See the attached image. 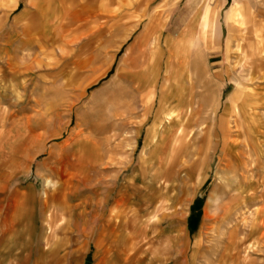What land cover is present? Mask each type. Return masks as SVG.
<instances>
[{"label":"rangeland","instance_id":"374dc122","mask_svg":"<svg viewBox=\"0 0 264 264\" xmlns=\"http://www.w3.org/2000/svg\"><path fill=\"white\" fill-rule=\"evenodd\" d=\"M206 9L215 19V40L203 39V22L195 49L214 86L205 98V115L184 141L189 155L165 170L150 162L151 121L143 100L157 83V62L166 54L186 56L196 17ZM29 12L28 0H0L3 264H130V229L121 225L133 211L119 212L136 196L132 185L149 194L136 207L140 221L162 223L141 246L139 264H264V75L244 65L240 49L253 30L264 41V0H80L72 17L48 32ZM141 68L137 93L130 85L123 91L125 71ZM186 100L180 97L181 107L165 117L164 131L184 119ZM252 115L258 116L259 137ZM200 133H208L207 139L196 147ZM81 136L88 138V180L76 198L45 208V191L51 195L54 187L76 181L60 158L72 159ZM188 157H194L191 170L200 167L199 179L188 181ZM164 174L168 191L156 184ZM173 196L178 201L168 208ZM176 235L183 238L176 242Z\"/></svg>","mask_w":264,"mask_h":264},{"label":"crops","instance_id":"0c3cea01","mask_svg":"<svg viewBox=\"0 0 264 264\" xmlns=\"http://www.w3.org/2000/svg\"><path fill=\"white\" fill-rule=\"evenodd\" d=\"M79 1L80 0H28V10L30 11L29 14L41 19L45 31L48 32L49 30H51V28L59 29L61 27L62 21L65 18L69 16L72 17V15L74 14V7ZM205 11L211 12V15L213 14L210 9H206L203 12ZM212 19V26L215 27V19L213 18V15ZM251 34L249 35L245 33L244 35V44L240 48L242 60L244 62V65H247L250 69L256 71L257 73L260 72V75L262 76L264 75V72L260 70L264 68V41L260 39V35L256 34L254 30ZM170 35L172 36V34ZM31 38L36 42L42 41V39L40 40L35 37ZM214 40L215 35L210 40L208 39L206 41ZM199 41H202L201 38L198 40L196 38L193 41L185 57L183 55H180L177 59H175L166 54L157 62L156 69H159L157 83L155 84L154 88L152 86L148 87V90L151 92V94L147 96V99L143 100L145 102L143 103L145 106L144 115L145 117H148L150 115L149 121H151L146 139V142H151L154 148V157L151 158L150 162L152 163V161L155 160L157 162V165L161 168L165 167V170H168L170 166L175 165L178 162L180 163V156L189 155L190 148L184 141H188L192 138L194 132H192L191 129L196 128L198 117L202 119L203 115H205V99H202L203 102H201L199 101V97L206 92L208 94V92L211 91L214 86L213 79L207 76V70L204 67H201V64L199 62V51L195 49ZM143 68L139 69L138 71H125L127 76H122L124 85L120 84V88L128 93L126 88L130 85L129 87H133L132 90L136 92L134 81ZM163 69H165V71H162ZM175 91L180 93V95L178 94L179 97H171V93ZM196 94H198L199 96ZM180 97L187 99L182 107L188 109V111L183 114L184 119L177 128L175 127L176 129L172 128L170 131L166 132L164 131V127H161V125L165 126L167 124V119L165 117L168 116V114L176 113V108L181 107V105L179 104ZM234 105V101L230 100L228 108L224 110L221 116L223 124L227 122L228 116L231 113V108ZM112 106L113 105H110V107ZM198 107H200L199 111ZM247 113L250 114L249 112ZM252 116L254 121L258 124L255 132H259V137L260 130L258 116ZM175 117V114L171 115V119H174ZM239 117L245 121L248 129H250L248 125L249 121L243 116ZM183 130L188 132H185L184 134ZM207 135L208 133H200V135H198L199 137H196V147L198 141L203 144L204 140L207 139ZM211 136L212 139H216L215 137H218L217 134H211ZM87 142L88 138L82 137L81 145L72 153V159H68L67 157L60 158L66 162L64 171L68 172L69 175H71V179H75L76 181L71 183V186H67L64 189H62L61 187H54L51 195L47 194V192L45 191L43 197V205L45 208L55 204L60 200H62V202L66 204V201H68L69 199L76 198L78 187L82 185L85 180H88V169L86 168V166H84V163L86 162L84 150L85 144ZM194 157H192V159L190 160L188 157V159L183 162V164H186V167L189 170L187 173L188 181H190L195 176L197 179H199L200 176V167H198V164L197 168L194 171L191 170L188 165L189 162L194 159ZM140 182L143 186L144 181ZM166 182L167 180L165 174L163 176H159L156 183L159 186L158 190H170V188L167 189L168 184H166ZM132 189L136 196L132 201H130V207L123 208L119 213L121 214L126 213L125 211H133L130 219L124 218L121 227L130 229L127 239V242L129 244L128 249L132 252L128 257L129 263L139 264L140 260L138 257V253L141 246L145 245V241L149 235L150 230L152 229L153 231H155L156 229H158V227L161 226L162 223L160 220H156L155 222H153L152 220H147L144 223L140 221L141 210H136V207L140 206L141 203H145L146 199L149 198V194L148 191H146L141 186L132 185ZM141 189H144L145 191ZM177 199L178 198L176 196L170 197L169 201L171 202V205H169L168 208H171L172 205H175L178 201ZM132 207L134 209L131 210ZM64 211H66L65 205L60 207V210L57 212L59 214ZM52 218V215L46 218L48 220V230H50L52 227ZM174 223L175 222L172 221L171 224L174 225ZM180 231L181 230L177 232ZM156 233H158V235H161L160 231H157ZM182 238L183 237H179L177 235L174 236V240H176V242L177 240L179 241ZM45 239L47 243L49 240V236H46ZM11 250L18 251V249H16V247L14 246H12ZM121 260L123 263H125L126 259L121 258ZM13 262H15V264H21L20 261L14 260ZM3 263V259H0V264Z\"/></svg>","mask_w":264,"mask_h":264},{"label":"bare ground","instance_id":"6f19581e","mask_svg":"<svg viewBox=\"0 0 264 264\" xmlns=\"http://www.w3.org/2000/svg\"><path fill=\"white\" fill-rule=\"evenodd\" d=\"M197 19H198V29H197V32H196V37L195 38H192L193 40L194 39H196L197 38V40L198 39H200L199 38V30H200V25L204 22L205 24H204V27H205V35H204V40L206 41V40H210L211 38H212V34H211V28H212V25H213V19H212V15H211V12H199L198 13V15H197V17H196ZM190 29H191V27H188V29L186 30V32H189L190 31ZM215 34V33H214ZM154 44V43H153ZM191 44H192V41L191 42H189L188 43V45L187 46H185V51L188 53V51H189V48H190V46H191ZM147 62V61H146ZM201 94V93H200ZM206 94H207V92L206 93H204V94H202L200 97H199V101H201V102H203L202 101V99H205V96H206ZM196 95H198V94H196ZM199 96V95H198ZM207 98H209V97H207ZM237 98H238V96H237V94H235V95H233V101H234V103H236V101H237ZM184 100V99H183ZM207 100V99H206ZM209 100V99H208ZM238 110V109H237ZM188 111V110H187ZM180 119V118H179ZM169 120V119H168ZM182 121H183V119H180L179 120V122H178V126H179V124H181L182 123ZM177 126V127H178ZM241 131V130H240ZM230 163V162H229ZM230 190V189H229ZM228 190V191H229Z\"/></svg>","mask_w":264,"mask_h":264}]
</instances>
